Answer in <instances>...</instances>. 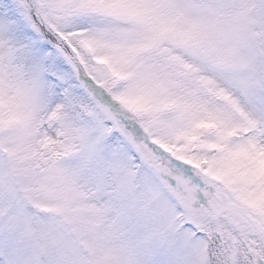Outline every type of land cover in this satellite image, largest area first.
<instances>
[{"label":"snow or ice","instance_id":"6c2138e0","mask_svg":"<svg viewBox=\"0 0 264 264\" xmlns=\"http://www.w3.org/2000/svg\"><path fill=\"white\" fill-rule=\"evenodd\" d=\"M0 264H264V0H0Z\"/></svg>","mask_w":264,"mask_h":264}]
</instances>
